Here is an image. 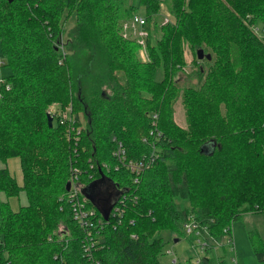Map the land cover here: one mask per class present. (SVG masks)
Here are the masks:
<instances>
[{
    "label": "trees",
    "instance_id": "16d2710c",
    "mask_svg": "<svg viewBox=\"0 0 264 264\" xmlns=\"http://www.w3.org/2000/svg\"><path fill=\"white\" fill-rule=\"evenodd\" d=\"M161 3L137 0L148 19L164 13ZM137 4L0 0V47L10 67L0 81V159L18 156L22 172L19 183L0 167V191L26 199L16 209L0 199V264H86L66 182L78 168V193L92 206L82 188L103 171L101 145L116 140L128 155H152L135 181L110 171L129 191L99 238L103 264H167L161 230H178L192 216L221 235L243 213H264V35L253 28L264 24V0H167L171 17L151 28L153 38L148 31L145 61L120 25ZM184 43L210 54L194 56L206 70L185 85L176 78ZM179 97L185 127L172 120ZM73 124L80 131L68 137ZM175 195L191 207L177 208ZM253 241L264 263V241L254 234ZM197 264L218 263L201 256Z\"/></svg>",
    "mask_w": 264,
    "mask_h": 264
},
{
    "label": "rangeland",
    "instance_id": "374dc122",
    "mask_svg": "<svg viewBox=\"0 0 264 264\" xmlns=\"http://www.w3.org/2000/svg\"><path fill=\"white\" fill-rule=\"evenodd\" d=\"M167 0H163V3H161V10L164 12L163 14H160L157 16H153L151 19L145 18V16L142 15L141 12V6H138L137 0H128V2L137 4L136 7H134V13L141 14L145 18V23L142 25L137 24L133 22L132 16L128 17L127 19H124L121 21V31L122 35L131 37L135 39L139 45L137 47L138 50V58L140 57L143 61L147 60V51H146V45H145V37L148 34V31L155 25L159 26L160 22H165L168 18L171 17L169 15L168 9H166ZM66 29L63 33V39L66 36V33L70 27L69 25H72V22H67ZM151 38L154 37L153 29H151ZM57 45H63L59 42H55ZM60 46V47H61ZM200 46H196L195 48L190 47L187 43H184L183 52L185 56V64L183 68L178 69L176 73V78L179 79L180 84H189V83H195L197 82L199 76L196 73H202V70L200 67H203V70H206L207 62L202 60V63L198 64L195 63L193 58L196 56V49ZM4 55L1 51L0 47V78H4L7 74L10 73V67L6 64H4ZM201 70V71H200ZM156 77H160L159 72H157ZM175 78V79H176ZM108 91V90H107ZM70 105H68L63 113L66 115V112ZM56 110L55 107L52 106V104L49 105L47 109V113L52 115V119L54 117L53 110ZM55 113V111H54ZM62 113V116H63ZM82 114V113H80ZM64 115V116H65ZM82 117V116H81ZM84 123V118L82 119ZM172 120L175 121L178 125H181L185 127L186 124V116H185V109L183 107L181 98L179 97L173 104H172ZM55 122V120H54ZM75 128V133L77 134L78 126L72 125L67 128V136L70 137V130ZM71 137H74V140H76V136L74 134L71 135ZM104 143L102 144V170L107 175H110V171L116 169L117 172L122 173V175H131L129 169L125 166V164L122 163V160L119 156L115 154L116 150V144H113V146L108 145ZM112 147V148H111ZM152 148V147H151ZM127 150V149H126ZM151 152H144L143 156L145 155V161L148 162L150 159ZM130 155V156H129ZM128 155L127 150V156L128 161L135 162L138 161L139 156H135V153L132 151V154ZM142 156V157H143ZM126 159V158H125ZM126 162V160H123ZM6 166L10 173L15 176L17 181L21 182L22 174H21V166H20V160L18 156H12L6 159V161H2L0 159V167ZM78 169V168H77ZM144 169L140 171L139 176L141 172L143 173ZM76 178L73 179L70 178L69 181L70 185H75L77 188L84 185L82 181L79 180V174L76 173ZM70 176V175H69ZM74 176V175H72ZM120 187L122 185H119ZM0 199L2 200H8L9 204L12 208L16 209L19 207L20 204H23L26 202L25 196L23 192H21L19 195H13V196H6V194L2 191H0ZM175 204L176 207L179 209L187 210L188 207H191L188 200L180 195H175ZM202 226V225H201ZM231 229L228 230L227 234H218L213 235L210 231H208V228L206 229V233L208 232L212 237L217 238L220 243H224L226 241V237L231 236L233 243H225L224 245H211V247L208 248V250L201 251L199 246L197 245L196 240L193 238L192 235L187 234L182 229V224L178 223V230H171V229H163L160 231V235L163 237V245L161 250L160 258L167 262V264H197V260L201 256H207L208 258H213L214 262H217L219 264V260L226 261L225 264H233L232 256L235 251L236 255V263L235 264H264L263 262L259 261L255 255L253 246V234L259 235L263 241H264V213H251V212H245L243 213L239 218L235 219L231 223ZM226 232V231H224ZM255 232V233H253ZM207 233V234H208ZM253 233V234H252ZM158 234V233H157ZM208 234V235H209ZM205 235V233H204ZM209 243L212 242V240L207 237ZM234 246V249L233 247Z\"/></svg>",
    "mask_w": 264,
    "mask_h": 264
},
{
    "label": "built area",
    "instance_id": "2783aa9c",
    "mask_svg": "<svg viewBox=\"0 0 264 264\" xmlns=\"http://www.w3.org/2000/svg\"><path fill=\"white\" fill-rule=\"evenodd\" d=\"M132 20L133 22L142 25L143 23H145V18L138 13H135L132 15ZM263 24V23H262ZM254 30L259 33L260 35H264V24H257V25H253ZM2 80V78H0V81ZM65 114L63 113V116H61L60 121L63 122L66 118V116H64ZM157 117H158V113L154 112L152 114V123H156L157 121ZM154 129V128H153ZM80 130L78 129L77 132H79ZM155 132L157 134V136H159V131H155L152 130L151 133ZM77 137V135H75ZM147 138L144 137V140H146ZM153 143L154 141H149L148 143ZM154 146V143H153ZM115 154L117 156H119L122 160V163L125 164V166L127 167V169H129L130 173H132V177H134V181L138 179L139 177V173L142 170L143 167L146 166V161H145V156L141 157L140 159H138V161L135 162H127V150L125 145L123 144V142L121 140H116V150H115ZM152 155V154H150ZM126 158V159H125ZM151 158V157H150ZM123 160H126V162H124ZM78 172V169L75 167L73 169V179L76 178V173ZM123 186V185H122ZM70 187H72L71 189L69 188L67 190V195L66 198L67 200L70 202L71 205V209H72V216L74 218V220L79 224L80 228L82 229V246H83V251H82V255L86 260V264H103V262L101 261V259L99 258V256L96 253V250L98 249L99 245V238L101 237L102 234V230L104 229L105 225L107 224V222L110 219V216L113 215H121L123 212V208H122V204L124 203L125 200V194L129 191V187L128 190L123 192L117 199L116 203L113 205L110 213H109V218L108 219H104V217L101 215V213L97 210V208L94 205H88L87 202L80 197L78 191L79 188H77L75 185H70ZM202 225V226H201ZM206 227L200 222L198 221L196 218L194 217H189L185 220L182 221V229L185 233L190 234L193 236V238L196 240L197 245L199 246L200 250L203 251V249L205 248V246H207L209 243L207 237H209L212 242L211 244L213 245H219L221 244L218 240V238L212 237L208 232V234L206 233ZM205 233V235H204ZM225 234H227L225 232ZM132 236H135L134 234H132ZM225 243H233L231 236H228V238L226 237V241ZM234 249V246H232ZM232 260H233V264L236 263V255H235V251L234 254L232 256ZM59 264H64L62 261H60Z\"/></svg>",
    "mask_w": 264,
    "mask_h": 264
},
{
    "label": "water",
    "instance_id": "95a60500",
    "mask_svg": "<svg viewBox=\"0 0 264 264\" xmlns=\"http://www.w3.org/2000/svg\"><path fill=\"white\" fill-rule=\"evenodd\" d=\"M12 1V0H8ZM196 55L199 59L203 57H210L209 53H205L202 47L196 49ZM47 122L48 125H52V115L47 113ZM70 188V182H66V189ZM128 190L126 186H119L113 178L109 175L100 171V174L97 178L92 180L86 186L82 188V192L86 197L90 199L92 204L97 208L101 213L104 219L109 218V213L116 203L118 197L125 191Z\"/></svg>",
    "mask_w": 264,
    "mask_h": 264
},
{
    "label": "crops",
    "instance_id": "0c3cea01",
    "mask_svg": "<svg viewBox=\"0 0 264 264\" xmlns=\"http://www.w3.org/2000/svg\"><path fill=\"white\" fill-rule=\"evenodd\" d=\"M21 174H22V172H21ZM21 181H22V178H21ZM19 182V181H18ZM19 183H21V182H19Z\"/></svg>",
    "mask_w": 264,
    "mask_h": 264
}]
</instances>
